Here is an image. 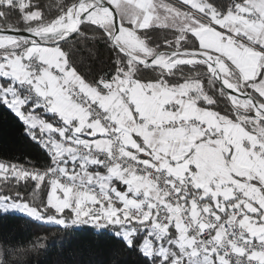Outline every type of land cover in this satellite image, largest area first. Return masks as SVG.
Wrapping results in <instances>:
<instances>
[{"label":"snow or ice","instance_id":"6c2138e0","mask_svg":"<svg viewBox=\"0 0 264 264\" xmlns=\"http://www.w3.org/2000/svg\"><path fill=\"white\" fill-rule=\"evenodd\" d=\"M0 264H264V0H0Z\"/></svg>","mask_w":264,"mask_h":264},{"label":"trees","instance_id":"16d2710c","mask_svg":"<svg viewBox=\"0 0 264 264\" xmlns=\"http://www.w3.org/2000/svg\"><path fill=\"white\" fill-rule=\"evenodd\" d=\"M0 154L7 155L16 160L31 158L36 163H43L44 156L38 148L19 139L13 141L0 139ZM3 230L11 231L22 239L34 238L41 234L48 236V251L42 254V264H88L89 261H107L108 254L98 253L95 248H90L86 234L76 235L75 239L69 237L60 228L40 222L8 221ZM132 257H128L132 264Z\"/></svg>","mask_w":264,"mask_h":264}]
</instances>
